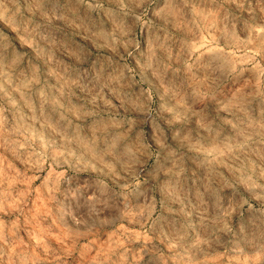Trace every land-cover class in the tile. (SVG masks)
Wrapping results in <instances>:
<instances>
[{"label": "rangeland", "instance_id": "rangeland-1", "mask_svg": "<svg viewBox=\"0 0 264 264\" xmlns=\"http://www.w3.org/2000/svg\"><path fill=\"white\" fill-rule=\"evenodd\" d=\"M0 264H264V0H0Z\"/></svg>", "mask_w": 264, "mask_h": 264}]
</instances>
